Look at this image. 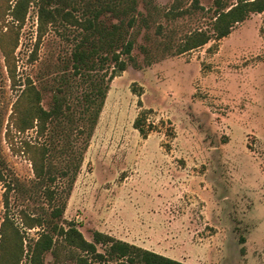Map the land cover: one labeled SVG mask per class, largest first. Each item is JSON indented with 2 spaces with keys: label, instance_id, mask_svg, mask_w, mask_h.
<instances>
[{
  "label": "rangeland",
  "instance_id": "rangeland-1",
  "mask_svg": "<svg viewBox=\"0 0 264 264\" xmlns=\"http://www.w3.org/2000/svg\"><path fill=\"white\" fill-rule=\"evenodd\" d=\"M236 1L136 0V22L125 23L135 38L134 61L106 82L99 77L110 72V62L104 70L74 72L80 27L57 22L37 42L38 6L30 3L14 56L17 77L34 82L43 108L60 94L77 111L90 79L109 86L59 223L74 222L90 241L97 230L187 264H264V11L251 13L219 41L182 54L169 49L195 29L210 30L216 8ZM3 9L0 2V14ZM101 18L107 25L119 22L109 13ZM13 34L3 35L8 49ZM23 88L12 85L0 49V161L12 186L9 212L22 236L20 264H28V245L39 228L24 226L22 212L43 215L49 207L29 155L12 149L10 137L18 149L24 139L47 141L51 133L13 127ZM142 111L154 126L146 138L133 127ZM68 133L54 135L55 166L68 157L66 144L74 140ZM6 190L0 182V227ZM67 249L61 262L73 264ZM53 261L47 252L46 264Z\"/></svg>",
  "mask_w": 264,
  "mask_h": 264
},
{
  "label": "trees",
  "instance_id": "trees-1",
  "mask_svg": "<svg viewBox=\"0 0 264 264\" xmlns=\"http://www.w3.org/2000/svg\"><path fill=\"white\" fill-rule=\"evenodd\" d=\"M0 2L4 3L3 12L0 14L2 20L0 49L6 70L14 87L19 88L24 85L21 90L24 106H14L12 125L18 133L32 128L36 129L38 136L51 133L47 141L24 139L18 149L13 142L14 136L10 137L12 149L29 155L35 176L34 183L41 190L49 207V211L43 215L32 216L26 211L22 212L21 220L24 226L29 229L39 228L38 237L28 245L26 252L28 264H46L47 252H50L54 258L53 263L50 264H63L61 255L65 248H68L66 253L73 264L96 262L98 264H187L97 230L93 232V239L90 241L82 235L74 222L69 221L66 226L58 222L63 215L65 199L69 196L81 167L84 151L89 145L109 86L107 83L102 86L98 79H90V89L82 96V103L77 111H74L66 97L60 94H53L51 107L45 109L41 105V92L34 82L27 78L21 83L16 72L14 51L18 43L17 29H21L30 3L36 2L37 42L41 40L47 27L57 22L62 21L80 27L84 34L72 51L74 72L83 75L104 70V65L110 62V72L105 70L99 79L106 82L107 78V81H111L118 72L126 69L127 60L134 61L131 52L135 38L129 36L131 34L126 29L125 23L128 27H132L136 22V17L132 13L136 10V0H0ZM197 2L198 0H193L194 5H198ZM79 8H82V12L76 16L75 12ZM263 11L264 0H237L230 6H218L210 30L195 29L186 34L174 48L169 46V49L173 54H182L201 47L210 40L219 41L231 33L235 24L247 19L251 13ZM107 13L118 18L119 22L107 25L101 18ZM167 15L175 17L179 15V11L169 10ZM8 16L11 18L9 21L6 19ZM6 32H14L12 37L14 42L10 49L3 43V35ZM143 49L147 52L145 48ZM123 55L127 58H123ZM147 63L150 61L147 60ZM133 127L146 138L154 126L146 122V113L142 111L136 116ZM68 130L74 133V140L68 139L69 142L66 144L68 157L61 166H55L51 160V153H54L55 149L54 135L63 139L69 138L71 132L68 133ZM80 137H83L82 145L77 146L76 142ZM6 178L3 163L0 161V182L7 184L3 200L5 215L0 227V264H20L24 248L19 227L9 212L8 192L12 186ZM60 180H65L63 186H57ZM96 244L103 245L104 252L99 251Z\"/></svg>",
  "mask_w": 264,
  "mask_h": 264
}]
</instances>
